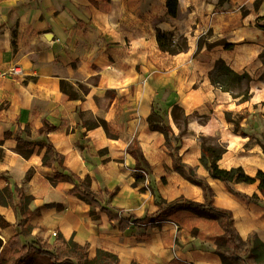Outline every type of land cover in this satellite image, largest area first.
I'll list each match as a JSON object with an SVG mask.
<instances>
[{
  "label": "crops",
  "instance_id": "crops-1",
  "mask_svg": "<svg viewBox=\"0 0 264 264\" xmlns=\"http://www.w3.org/2000/svg\"><path fill=\"white\" fill-rule=\"evenodd\" d=\"M97 1L100 7L89 0H0V105H5L0 110V191L7 201L0 204V215L8 222L0 226V260L9 257L7 240L16 233V222L28 208L26 225L32 229L22 243L37 238L52 241V232L59 231L65 239L86 244L89 257L100 248L116 254L119 264H221L214 248L223 230L216 219L180 210L172 215L178 221L171 216L160 226L144 221L121 231L118 221L110 222L103 211L97 210L99 218H92L88 204L69 192L71 183L51 184L49 178L57 169L41 164L44 149L38 151L35 146L28 158L14 150L17 130L28 125L30 138L38 139L37 130L47 120L57 127L46 136L63 154V166L80 178L89 175L90 189L96 194L102 189L114 191L108 205L142 216L157 209L156 195L167 201L183 196L203 202L201 187L174 168L163 135L148 129L146 117L153 101L168 107L175 135L179 129L169 111L173 105L182 108L188 118L179 148L181 162L206 180L213 204L231 212L241 239L255 232L264 242V197L254 203L229 192L199 160V136H209L226 146L217 161L220 168L241 166L249 176L264 171V153L255 141L264 138V79L260 78L264 57L259 56L264 32L258 26L264 24V0H227V4L178 0L177 17L167 14L166 0ZM244 1L248 6L243 14ZM157 29L183 35L187 49L169 54L157 45ZM207 31V42L224 39L233 47H198V38ZM46 33L52 34L50 40ZM219 59L234 72L250 76L247 100L239 101L211 83L209 72ZM13 65L20 67L21 77L11 72ZM91 77L95 83L87 82ZM61 79L77 93L79 83L86 90L77 99H67L59 87ZM103 101L109 116L115 117L117 111L127 115L119 128L121 143L102 141L100 147L89 150L99 143L104 130L99 126L86 129L81 125L86 119L80 114L96 113ZM225 111L243 116L240 131L235 132L226 121ZM134 136L154 173V191L150 173L143 182L134 183L138 165L131 149ZM157 139L162 142L160 151L165 152L155 156L151 149L158 147L151 142ZM101 148L107 152L96 153ZM166 171L169 176L161 185L159 175L163 177ZM233 188L242 195L260 194L257 182L235 183ZM25 197L30 199L25 201ZM49 203L60 208L47 207ZM47 263V256L32 254L22 264Z\"/></svg>",
  "mask_w": 264,
  "mask_h": 264
},
{
  "label": "trees",
  "instance_id": "trees-1",
  "mask_svg": "<svg viewBox=\"0 0 264 264\" xmlns=\"http://www.w3.org/2000/svg\"><path fill=\"white\" fill-rule=\"evenodd\" d=\"M89 1L96 7H100L97 0ZM102 1L107 2L108 0ZM222 1L219 0L218 3L220 4ZM257 2L255 1L256 6ZM165 5L169 16H178V0H166ZM258 26L264 32V24H259ZM12 35L14 36V31H12ZM207 35H210L209 31L198 38V47H201L203 44L207 48H211L217 44L223 45L225 49H231L233 47L232 43L224 39L207 42L205 40ZM156 42L160 48L166 49L169 54H176L187 49L186 38L181 34L176 35L172 31L163 32L157 29ZM12 45L14 46L13 39ZM259 56L261 58L264 57V49ZM260 78L264 79V74ZM209 79L214 86L222 91L229 92L233 98H238L239 101H245L249 98L248 85L251 80L250 76L247 73L238 74L234 72L221 59L216 61L214 68L209 72ZM59 87L67 99L79 98V94L68 82L61 79ZM4 107L5 105L1 104L0 110ZM169 112L173 122L179 129L178 134H174L168 122V107L159 106L156 101L152 102L150 113L146 117L148 129L150 131H157L163 135L165 145L168 147L169 154L172 157L174 168L182 175H185L189 181L201 187L203 202H197L183 196L167 201L161 196L156 195L157 209L151 213H145L142 216H135L121 208L108 205L107 203L114 194V191L108 192L106 189H102L99 194H96L90 189L91 178L89 175L86 174L83 178H80L63 166V154L55 149L46 136L48 132L56 130L57 127L47 120H43L42 125L37 130V134L39 135L38 139L30 138L31 132L28 125H25L21 130H17L14 135L16 139L14 150L22 157L28 158L35 149V146L38 147V151L44 149L41 156V164L57 169L54 176L49 178L51 184H56L59 181L71 183L73 187L69 192L88 204L89 215L94 219L99 218L97 210L103 211L107 214L110 222L118 221V228L123 231L130 225H137L144 221L150 226H160L161 222L169 220L176 212L189 210L199 216L216 219L219 222L223 231L215 240L214 252L219 257L221 264H264V242L255 232H250L246 239H241L233 227L231 212L215 206L213 204L212 190L206 180L198 177L192 167L181 162L179 148L182 144V135L187 129L188 117L183 113L182 108L177 105H173ZM224 117L226 121L232 123V128L235 132L241 130L239 122L243 117L242 115L237 114L233 116L232 113L225 111ZM81 125L86 129H92L98 126L106 128L105 121L100 118H96L94 122L84 120L81 122ZM7 136H9V133L5 132V137ZM199 141L201 149L199 160L208 171L209 176L224 182L229 192L240 195L249 202L259 203L261 200L260 196L264 197V171L258 170L254 176H249L241 166L231 167L229 169L220 168L217 161L226 150L225 144L218 142L215 138L202 135L199 136ZM255 141L261 146L264 153V138H255ZM79 147L83 149L82 146ZM131 149L136 161L138 163L142 161V165L138 164L133 172L134 183L138 184L145 180V176L149 173L150 168L141 154L135 136L133 137ZM254 182H257V189L260 194L242 195L233 188V184L235 183L251 184ZM141 190H144V188L142 187ZM3 193L10 197V192L7 188L3 189ZM104 196H106L107 201H102ZM24 199L28 201L30 197H25ZM0 204H7V201L2 197L1 191ZM46 206L60 208V204L56 203H49ZM30 213L28 208L22 211V217L16 222V233L7 240V244L10 247V255L7 259L0 260V264H22L32 254L47 256V264H119L116 254L100 248L96 249L93 257H89L86 244H79L73 238L65 239L59 231L56 232V236L52 241L37 238L27 243H22V237H28L32 229L31 225H26L28 214ZM7 225L8 222L0 215V226L5 227ZM1 245L2 239L0 238V247ZM171 262L175 263L176 260L173 259ZM130 264L138 263L132 261ZM180 264L182 263L180 262Z\"/></svg>",
  "mask_w": 264,
  "mask_h": 264
},
{
  "label": "rangeland",
  "instance_id": "rangeland-1",
  "mask_svg": "<svg viewBox=\"0 0 264 264\" xmlns=\"http://www.w3.org/2000/svg\"><path fill=\"white\" fill-rule=\"evenodd\" d=\"M222 2L227 4V0H223ZM247 6H248V4H246V1H244V5L241 8L243 14L246 12ZM87 82L95 83V78L91 77L87 80ZM78 88L80 90L78 94H82V91L86 90V86L83 83H79ZM163 95H164V93L161 94L160 97ZM106 113H107V102L103 101L101 104H99L98 111H96V113L86 112L85 115L80 114L83 118H85L86 120H89L90 122H94L96 120V118H100V119L105 121L106 128L99 126L100 128H102L104 130L102 137H100V139H97L99 143H95V144L89 146L88 149L91 147H93V148L100 147L102 145V143H101L102 141H106L109 144H119V142L121 143V141L118 140L120 137L119 128L123 125L124 121L127 119V115H126V113L121 112V111H119V112L117 111L115 113V117L109 116ZM133 123H135V122H133ZM122 137H124L122 139L128 140V136H122ZM151 143H155V145H157V147H158V148L154 147V149H151V152H153V154L155 156L161 155V154L163 155V153L165 151L161 152L159 149L162 146V144H161L162 142H160V140L157 139ZM151 143H148L149 147H150ZM88 149H87V151H88ZM93 151H94V149H93ZM106 152H107L106 148H101V149L96 151V153H98V154H102V153H106ZM138 164L142 165V161H140ZM149 173L151 175V184H152L150 189L154 191L155 190V182H154L155 176H154V173H151V169H149ZM159 176H160V179L162 181V183H160V184L162 185V184H165L166 177L169 176V173L166 171V173H163V175H162L163 177H161V175H159ZM171 219H173L174 221H178V217L175 215L172 216Z\"/></svg>",
  "mask_w": 264,
  "mask_h": 264
},
{
  "label": "built area",
  "instance_id": "built-area-1",
  "mask_svg": "<svg viewBox=\"0 0 264 264\" xmlns=\"http://www.w3.org/2000/svg\"><path fill=\"white\" fill-rule=\"evenodd\" d=\"M11 72L17 77H21L23 75L22 70L17 65H13L11 67ZM52 236H56V232L53 231Z\"/></svg>",
  "mask_w": 264,
  "mask_h": 264
},
{
  "label": "water",
  "instance_id": "water-1",
  "mask_svg": "<svg viewBox=\"0 0 264 264\" xmlns=\"http://www.w3.org/2000/svg\"><path fill=\"white\" fill-rule=\"evenodd\" d=\"M44 36L47 40H50L52 38V34L50 33H46Z\"/></svg>",
  "mask_w": 264,
  "mask_h": 264
}]
</instances>
